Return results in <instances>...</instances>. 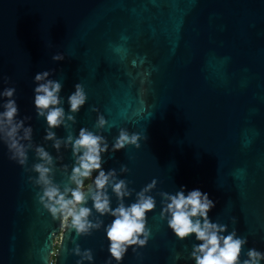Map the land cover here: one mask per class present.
<instances>
[{
	"label": "water",
	"instance_id": "water-1",
	"mask_svg": "<svg viewBox=\"0 0 264 264\" xmlns=\"http://www.w3.org/2000/svg\"><path fill=\"white\" fill-rule=\"evenodd\" d=\"M57 51L63 60L51 59ZM50 68L62 95L77 82L87 93L68 131L91 128L94 106L109 143L119 127L144 133L139 148L105 153L103 167L125 164L137 190L155 177L154 191L208 192L209 216L264 250V0H0V88L4 76L15 84L35 142L44 125L31 105L32 76ZM62 154L70 164V151ZM29 174L0 144V264H75L64 250L74 233L38 203ZM148 225L142 259L129 250L122 264H171L175 251L177 264H192L190 240L177 241L153 213ZM76 242L102 264V229Z\"/></svg>",
	"mask_w": 264,
	"mask_h": 264
},
{
	"label": "clouds",
	"instance_id": "clouds-1",
	"mask_svg": "<svg viewBox=\"0 0 264 264\" xmlns=\"http://www.w3.org/2000/svg\"><path fill=\"white\" fill-rule=\"evenodd\" d=\"M64 58L60 51L51 56L53 61ZM132 63L135 66L136 62ZM54 71L45 69L32 76L31 105L35 117L43 120L42 142L33 139L32 115L19 114L15 84L9 83L8 76L3 77L0 144L4 145L10 161L30 173L27 180L37 189L38 203L53 220L59 219L62 231L66 228L74 233L70 239L73 246H64V250L77 257L75 264H95L93 250L82 249L76 238L101 229L104 239L101 248L107 252L102 264H122L129 250L142 259L139 250L147 246L152 236L149 213L164 222L177 241H191L186 251L192 264H264V250L247 246L248 236L209 216L215 201L208 192L198 187L186 190L185 185L174 192L154 191L155 177L137 190L123 176L129 171L125 164L121 163L118 169L103 167L105 153H114L127 145L139 148L140 141L146 139L144 133L119 127L109 143L103 135L108 121L94 106L90 107L96 113L91 128L81 126L68 131L76 123V114L85 105L87 93L77 82L67 96L62 95L63 84L53 77ZM60 128L65 135L57 134L56 129ZM69 151L70 164L63 162L62 154ZM29 152L33 157L30 165ZM105 217L111 219L105 222ZM235 220L231 218L233 224ZM59 247L58 236L53 254ZM182 257L181 251L173 252L171 264H177Z\"/></svg>",
	"mask_w": 264,
	"mask_h": 264
}]
</instances>
